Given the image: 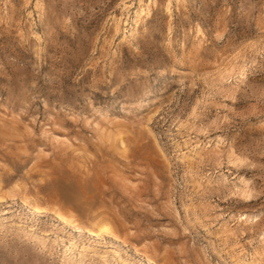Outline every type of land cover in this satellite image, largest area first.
Here are the masks:
<instances>
[{
    "label": "rangeland",
    "instance_id": "rangeland-1",
    "mask_svg": "<svg viewBox=\"0 0 264 264\" xmlns=\"http://www.w3.org/2000/svg\"><path fill=\"white\" fill-rule=\"evenodd\" d=\"M0 264H264V0H0Z\"/></svg>",
    "mask_w": 264,
    "mask_h": 264
}]
</instances>
